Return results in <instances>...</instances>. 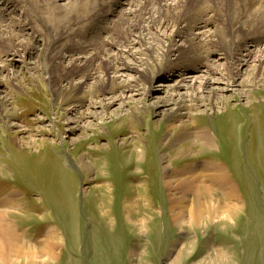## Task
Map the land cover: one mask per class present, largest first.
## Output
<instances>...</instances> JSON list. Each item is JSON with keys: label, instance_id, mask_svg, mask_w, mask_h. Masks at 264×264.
Wrapping results in <instances>:
<instances>
[{"label": "rangeland", "instance_id": "obj_1", "mask_svg": "<svg viewBox=\"0 0 264 264\" xmlns=\"http://www.w3.org/2000/svg\"><path fill=\"white\" fill-rule=\"evenodd\" d=\"M53 1L29 0L19 3H38L37 9L34 11H40L41 17H38L41 21H37L35 15L31 16L33 21L32 32L28 26L26 29H22L20 25L21 21L27 17L26 14L20 15L19 13V11L24 10L18 7L21 5L11 1L14 4L4 3L1 4L0 8L4 14L10 15L11 18L8 21H14V18L20 19L16 22L15 29L14 26L11 27L8 26V23H3L1 19L0 24L7 29H13L17 37L24 43V50H30L24 56H17L16 54L12 59L9 58L10 56H5V59L9 60L8 69H10L11 74L7 76L3 70L4 73L0 75V97L8 98L12 109L15 108V113L4 114L3 101L0 99V181L2 182L0 201H4L5 196L9 193L16 192L18 194L17 199H15L16 204L13 201L12 203L0 202V210L8 212L10 210V213H5V216L8 217L9 221L11 220L15 228L17 227L18 232L24 234V242L27 245L36 242L26 236L25 227L31 233H34L39 227L41 230L46 227L47 231L48 228H53L58 236H63L64 242H59L58 246H55V256L50 258L51 264H264V170H261L264 167L255 161L256 157L257 159L260 157L259 159L264 165V148H261L263 149V157L260 153L262 150L259 149L260 146H264V75L262 77L256 76L254 70L256 64L251 63L246 67L243 79L241 77L242 84H237L233 86L234 88L231 87L225 91L216 92L215 113L208 111V114H203L204 112L199 110L193 111L191 115H180L181 113H179L172 118L166 116L173 106L171 104H154L157 98L166 97L168 92V88L158 85L162 81V77L158 76L161 73H158L150 83L142 84L143 88L148 87L149 90L147 89V91H150L147 93L148 97L145 101L135 91L136 93L133 92L134 99L130 100L126 106H122L119 102L108 103L105 111L97 114L96 118L78 120L76 118L80 112L73 113L71 117L65 116L67 106V108L70 107L69 111H72L71 107L77 102L82 104L81 101L93 97L89 89L95 86V80L99 81L101 76L108 72L109 75L116 76L122 74L121 71H123L120 69L118 74H114L115 68L121 67L117 60L112 61L111 65L113 66L109 69L108 64L110 63H107L106 59L101 61V58H98L97 60L100 62L89 66V69H84L83 72L86 75L79 74L86 76L88 88L78 87L63 96H59L62 99L56 97L54 87L65 84V81L68 83L66 79V74L69 76L70 72L66 70L68 61L63 59L70 56L66 47L70 45L80 48L86 47L90 42L89 40L86 44L75 40L81 39V37L88 39L95 20L100 26L108 27L105 28V33L100 28H94L95 37L91 38V42L96 43V40L103 38L110 39L113 35L116 40L119 39L117 42H122L123 37L126 40L128 36L126 33L127 10L124 11V9L127 5L120 6L117 3L118 0H98L104 6L101 5L103 7L99 9L98 13L93 11L95 20L88 22L91 19L86 18L96 5L93 3L95 0ZM214 1L216 2L214 7L222 6L221 0ZM135 4L136 6L133 7L135 10H138L136 7L143 9V13L136 18L138 22L141 21L139 20L141 18L145 21L147 15H154V10L159 8L157 3H146L144 0H135ZM256 6V2L247 0L246 5L241 8L244 9L245 13H248ZM5 7L7 11L3 10ZM60 7L65 8L66 11L60 13ZM119 9L122 10L121 15L125 19L120 28L118 27V19L121 16L115 15L117 14L115 10ZM27 12L30 14L33 11L27 10ZM101 12L108 13L107 17ZM229 13L231 14V12ZM207 14L206 17L212 15L210 11H207ZM214 14L217 15L218 12L215 11ZM73 17H78L79 20V23L75 24V31L85 26L87 28L82 29V32L79 31V34L75 38L73 37L74 39H69L62 45L49 46V48L54 49L55 53H59L56 51L58 49L62 51V54L59 53L62 61H58V65L60 67L61 64L65 65L63 71L62 69L56 70L54 75L50 76L53 70L49 63L48 68L46 65V42L42 40L44 39L42 35L46 34L47 27L52 29L54 26L57 30L60 27L63 29ZM209 20L211 19L208 18ZM114 22H116L115 26L117 27L112 26L114 31H110L109 25H114ZM37 23H41L43 27L37 28L35 26ZM210 23H218V27H221L218 20ZM207 27L203 28L204 31H208ZM166 32L170 33L172 30H164V33ZM263 32L264 29L260 31V28H257L254 36H259ZM26 33L27 38L24 37ZM108 33L113 35L110 36ZM136 34L137 29L133 35ZM178 40L182 41L183 39ZM106 43L110 45L108 41ZM141 46L143 48L144 45L141 44ZM0 48L6 51L9 47L0 45ZM122 48L123 46L119 50ZM87 49L88 54L92 56L94 52L90 46ZM114 49H110L109 54L115 52ZM152 49L148 48V53H145L144 56L145 59L150 57L148 59L154 64L142 65L144 70L149 66L155 69L154 67L158 63H164L163 67L165 66L164 70L166 71L170 59L167 61L159 56L155 60L152 58L153 56L149 55L152 53ZM212 49L219 51V48L209 43L194 48L195 55L193 57L187 58L188 61L187 59H180L181 61L174 65L180 68L181 73L179 71L174 74L165 73L167 76L173 75L171 80H165L166 83L174 84L189 74L204 75L201 70L207 64L213 63L212 65H214L219 60L220 62L224 61L220 59V56H223L220 55L222 53L219 52L220 54L215 55L211 51ZM23 58L25 59L23 60ZM134 59L135 57L130 55L127 62L130 65H139L140 67V64ZM156 61L159 62L156 63ZM187 63L197 64L198 68L196 66V70L188 71L190 69L183 67L187 66ZM76 64L75 69L82 68L83 64L79 63V60ZM31 66L32 68H30ZM2 68L4 69V67ZM126 71L127 75L113 78V83L106 80L105 89L103 87L101 90L107 97L117 92H128V88L125 90V84L118 83H123L127 77L135 79L137 74L128 72L129 69ZM128 74L132 76L130 77ZM135 81L131 82L136 83ZM137 81V83L142 82ZM112 85L115 86L112 87ZM208 85L211 86L210 83ZM219 85L224 86L225 84L222 81ZM176 90L177 94H183L187 91L184 87H179ZM102 92L99 93L100 96H102ZM83 108L81 107V109ZM203 109L205 106L202 104L201 110ZM227 111L228 113H226ZM229 112L231 113L229 114ZM237 117L238 120H234ZM231 118L234 125L228 124L230 132L226 130L229 132H227L228 137H226L223 134V122H229L227 120L231 121ZM180 120H185L187 123H181ZM15 122L27 129L26 133L19 135L24 136L26 141L22 142L14 137L15 129L12 124ZM75 122L76 124H74ZM181 126H186L187 131L190 128L199 130L207 127L210 132L217 136L215 149L202 152L200 146L191 145L183 156L176 159L172 157L169 162L163 159L162 156L170 152L168 146L171 142L173 144L171 153L176 152L180 147L176 141L181 134ZM230 134L234 136L232 137ZM139 139H141L142 145L147 148L145 162V158L143 162H138L133 158V150L134 147H137L136 142ZM165 144L168 146L166 147ZM254 145H256L257 150L253 151L251 147L253 148ZM197 151L198 154H194ZM204 153L213 154L200 156ZM58 155L63 160H58ZM50 156L54 157L55 160L57 158V160L49 161ZM80 157H83L88 168L80 166ZM205 159H213L223 165L229 171H227L229 179L236 181L238 191L245 199V211L233 227L219 228L213 226L207 228L202 225V229L199 230L195 225L191 226L189 223L179 225L178 221L173 220L171 211L169 212L173 201L177 204L184 198L187 204H192L196 200L197 190L182 186V182L179 180L184 177L183 171L189 167L192 160L194 162ZM47 160L49 164H47ZM53 163H56L58 170L52 171L51 165ZM167 163L171 166L168 170L170 171L169 175L164 173ZM256 166L257 169L254 168ZM68 168L72 172H69ZM176 179L179 180L171 185L165 183ZM208 180L206 181L207 185L211 183ZM106 182L109 185L106 186ZM58 188L64 189H61V197L57 193ZM131 188H135V192L138 190L142 193L145 192L147 201L140 197L138 200L139 208H141L140 213L137 211L136 215L128 218L125 214L124 203L126 194ZM52 190L53 193H51ZM135 192H132V197L137 195ZM184 194L185 197H183ZM213 194L209 199L212 202L225 204L228 201L222 198L220 193ZM56 197L60 199L57 201ZM15 205L19 209L16 208L17 211L11 212ZM175 208L177 206L172 207V210ZM21 218L24 220L18 222ZM17 225L20 227L18 228ZM45 234L43 236L46 239ZM52 240L54 241V239ZM43 241L36 243V245H30L33 249L36 247L34 252L41 259L45 256L41 252V248L46 243ZM213 246L221 247L218 248L228 255L229 262H215L208 259L207 256ZM135 251L138 253L134 254ZM146 251L148 252L146 253ZM180 253H182L181 259L177 263H172L174 257ZM21 258L24 257L21 256Z\"/></svg>", "mask_w": 264, "mask_h": 264}, {"label": "bare ground", "instance_id": "obj_2", "mask_svg": "<svg viewBox=\"0 0 264 264\" xmlns=\"http://www.w3.org/2000/svg\"><path fill=\"white\" fill-rule=\"evenodd\" d=\"M10 1H14L18 5L21 2H25L29 0H10ZM221 1H222L221 7H214V4H216L214 0H144V2L146 3L148 2L157 3L159 8L158 10H154V15L152 14L151 16L147 15L148 17L146 16L145 21L143 18L140 17L141 19L139 20L141 21L138 22L136 18H138L137 16L143 13L142 7L141 8L136 7V9L138 10H135L133 8L134 6H136L135 0H118L117 3H119L120 6L122 5L125 6L124 4L127 5L125 6V9H124V11L127 10V21H126L127 22V32L124 30L128 34L127 37L124 35L126 37V40L123 37L122 42L120 41L117 42L119 40L118 39L119 37L118 38L116 37L118 39L116 40L113 34L112 36L111 34L108 33L110 36H112V37L109 36L110 39L108 38L98 39L96 40V43L87 41L88 45L86 47L83 46L80 48L75 45L67 46L66 50L69 52L70 56H73V57L67 56L68 59L67 57L63 58L64 61L66 59L69 64V65L67 64V68H66V70L70 71L69 76L66 74L67 76L66 79L68 80V83L65 81V84L57 85L56 87H54V93H56V97L57 96L59 97V96L65 95V93L67 92L69 93L73 91L74 89H77L78 87L86 88L88 86V81L86 80V76H80V75H86L83 72L86 70V68L89 69L88 68L89 66L94 65V64L96 65L98 62H100V60H97L98 58H101V61L106 59L107 63H110L108 64L109 69H111V67L113 66L111 65L112 61L117 60L120 63L121 67L119 68L116 67L115 68L116 71L114 72V74H118V72H120V69L123 70L121 71L122 74L120 73L116 76L115 75L111 76L109 75V72L106 74L104 73L105 75L103 74L104 76H101L99 81H96V80L94 81L96 84L93 82L95 86L89 89V91L92 92L93 97H91V99L86 100V101L85 100L81 102L79 101L82 104H79L77 102V104L72 106L73 108L71 107L72 111H69L70 107L67 108L68 107L67 106L65 108L66 110L65 116L69 115L71 117L73 113L77 114L80 112L78 114V118H76L78 120L80 119L86 120V119H90L93 117L96 118L97 114L105 111L104 109H106L108 103L113 104L115 102H119V104H121L122 106H126L130 100L134 99L133 96H134V93L136 92L138 93L140 98L143 101H145L146 98L148 97L147 93L148 92L150 93V91H147L148 87L143 88L142 84L150 83L158 73H161L160 75L158 74V76L162 77V81L159 82L158 85L168 88V92H167L166 97L157 98L156 101H154V104H164V105L171 104L173 107L169 110L170 113L168 112L166 116L172 118L179 113H181L180 115L182 114L191 115L193 114V111H199V110L201 112H204L203 114H208V111H211V113H215V108L217 106V103L214 102L216 92L225 91L231 87L234 88L233 86L237 84H242V79L245 73L244 70L249 64L251 63L256 64V66L254 67L256 76L262 77L264 75V32L260 34L259 36H254L257 28H260V31L264 29V0H253V2H256L257 6L255 9H253L252 11L248 13H245L244 9L241 8L242 6L246 5L247 0H221ZM19 5L21 6H18V7H21L22 9H24V11L26 10L34 11L37 9L36 5H38V3L37 4L36 3H30V4L22 3ZM99 5L101 6L103 4H101L100 1L98 2V4L96 3V5L93 7V10L89 13L86 19L90 18L92 20H95L94 12L98 13V11H100ZM59 9H60L59 10L60 13L66 11L65 8L63 7H60ZM121 11L122 10L120 9L115 10V13H117L115 15L119 17L121 16L119 19L116 17L118 19V27H120L121 24L123 25V21L125 20L121 15L122 14ZM207 11H210V13L213 15H215L214 14L215 11L218 12L217 15H219L220 17H218L217 20H220V19L222 20L221 27H218L219 26L217 25L218 23L217 24L210 23V22H216V20L214 19H211L208 21V17H206L208 16ZM203 12H206V13L203 15ZM229 12H231V14ZM34 17L37 19V21H41L37 15H35ZM10 18L11 17L9 16L8 20H10ZM18 21L19 20L17 18H14V21L8 22V26H11V27L14 26V29H15L16 22ZM78 21H79L78 17H73L67 26H65L63 29H61L60 27L61 30L60 29L57 30L54 26L52 27V29L47 27L46 34L42 35L46 42V47H45L46 48L45 56L47 59L46 65L48 68V63H49L50 64L49 66H51V69L53 70L50 73V76L54 75L56 70L62 69L63 71L65 65L61 64V67L58 65L59 64L58 61L60 60L62 61V58L60 56V54H62V51L58 49L56 51H58L60 54L55 53L54 49L49 48V46L54 47V46L62 45L66 41H69V39H73L75 35H78L79 31L82 32L83 30L81 28L75 31L76 29L75 24L79 23ZM115 24L116 22H114V25H109L110 31L111 30L114 31L113 30L114 28L112 29V26L117 27L115 26ZM140 24H142V26H140ZM88 25L90 26V23H88ZM206 26H208L207 27L208 31H204L203 29ZM94 28H100L102 32L105 30V27L100 26L96 20H95V23L92 25L91 30L92 31L95 30ZM128 28L130 29L128 30ZM159 28L164 29V30H170V31L172 30V32L164 33V30H160ZM136 29H137V34L133 35ZM186 29L188 30L185 31ZM52 32H54V35H52ZM3 33H5V35H3ZM178 39H183V40L182 41L180 40L181 41L180 42ZM246 39L248 41H246ZM107 41L110 45L106 43ZM140 43L144 45L143 48ZM204 43H209L210 45H213L214 47L219 48L218 52L215 49H212L211 51L215 55L220 54L219 52H221L222 54L220 55H223V56H220V59L224 61L220 62L219 60L214 65H212L213 63L209 65L207 64L205 68L201 70L203 71L204 75L194 76L193 74H189L181 78V80L176 81L174 84H170V83L167 84L165 80L167 79L171 80V76L173 75L170 74L168 75L169 76L168 77L165 73L166 72L168 73L171 72L173 74L177 73L180 68L174 65L178 63L179 61H181L180 59H187V58L193 57L195 55V51H193V49L200 47ZM0 45L2 46L6 45L7 47H9L8 50L6 51H3L0 48V61H2V64H0V75L4 73L5 71L6 75L8 76V74H11V71L10 69H8L9 60L5 59L6 58L5 56H10L9 58L12 59L14 58V56H16V54L17 56H22V53H24L25 55L29 53L30 50L29 51L24 50L23 48L24 43L22 42L21 39L17 37L13 29H7L4 25H1V24H0ZM88 46H90V49L92 50V52H94L92 56L88 54V51H87ZM122 46L123 48L119 50V48ZM101 47H102V50H100ZM163 47H165L166 49L165 48L163 49ZM113 48H115L114 49L115 52H111V54H109L111 51L110 49L113 50ZM148 48L149 49L153 48L152 53H150L149 55L153 56L152 58H154L155 60L156 58H159V56H161L162 59L164 60L170 59L169 67L166 68V71L164 70L165 66L163 67L164 63H158L156 66L157 68L154 67L155 69H153L152 66H149V67L147 66L148 68L144 70L145 68H143L144 66L142 65H145L146 63L152 64L153 62V61L151 62L148 59L150 57H147L145 59L144 54L148 53ZM11 49H14V50H11ZM141 49L142 51H140ZM3 52L5 53L2 54ZM116 52L118 53L116 54ZM94 55L96 56L94 57ZM130 55L135 57L134 60L135 62L140 64V67L139 65L138 66L130 65V63L127 62V58ZM77 60H79V63L83 64L82 68H79L78 70L75 69L77 65L76 64ZM157 62L159 61H156V63ZM186 65L187 66H183V67H186L185 69L187 68L190 69L188 71L196 70V66L198 68L197 64L187 63ZM2 67H4V69ZM183 67L181 66V68ZM30 68H32V66ZM126 69H129L128 72L136 73L137 74V75L135 74L136 78L134 79L133 77H131L132 76L131 74H128L130 75L131 78L127 77V79L123 80L124 81L123 83H118V84H125V90H127L128 88L127 91L130 94H127L128 92L126 93L117 92L114 95L107 97V95L104 92H102L103 90H101L105 86L104 83L106 84L107 81H110L111 83H113V78H118L120 76L123 77V75H127ZM189 73H192V72H189ZM137 80L142 81V82L137 83L138 82ZM131 81H135L136 83H132ZM222 81L225 84L224 86L219 85V83L220 82L222 83ZM208 83L211 84L210 87ZM114 86L115 85H112V87ZM179 87H184L186 88L187 91L184 92L183 94H177L176 89ZM100 92H102V96L99 95ZM111 93H112V90H111ZM206 93L208 94L206 95ZM59 98L62 99V97H59ZM0 99H2L3 101V107L5 111L4 114L7 115V114L15 113V110H14L15 108L12 109L8 98H6L5 96H1ZM202 104L203 106H205V109L203 110H201ZM81 107H84V108L81 109ZM226 113H228V111ZM230 113L231 112H229V114ZM234 120L237 121L238 117ZM227 121L229 122H226V123L223 122V125H224L223 134L226 137H228L227 134L230 132V130L228 129V124L234 125L232 118H231L232 122L230 120H227ZM180 122L185 123L186 121L180 120ZM74 124H76V122ZM12 125L15 129L13 132V135L16 138V140H19L22 142L26 141L25 140L26 138L24 136H19V135L21 134L23 135L24 133H26L27 129L18 125L16 122L13 123ZM180 130H181V134L177 137V141H176L178 142L177 145L179 144L180 147L178 148L176 152L171 153L172 146H173L172 142L169 146L168 144H165L166 147L168 146L170 149L169 154L165 153L162 156V158L165 159L166 161L169 162V160H171L172 157L176 159L177 157L183 156L184 153L187 151V148L191 145H197L198 147L200 146V149H202L201 150L202 152L215 149L216 144H217V140H216L217 136L215 135V133L210 132V130L207 127L206 129L200 128L199 130H195V129L193 130V128L192 129L190 128L187 131L186 126H181ZM226 130H229V132L227 131L228 132L227 133ZM233 136L234 135H232V137ZM35 142H38V141H35ZM136 144H137V147H134V150H133V158L136 159L138 162H143V159L145 158L144 159V162H145L146 161L145 155L147 154V148H145L142 145L141 139H139L136 142ZM255 147L256 145H254L253 148L251 147V149L254 151L256 149ZM261 148H264V146L262 145L259 148L260 150H262L260 153L263 157V149ZM194 154H198V151L197 153H194ZM206 154H213V153H204V154H201L200 156L206 155ZM53 158L50 156L48 160L49 161L57 160V158L56 160ZM259 158L257 159L256 157L255 161L264 167L263 162H261V159ZM48 160H47V164H49ZM58 160L61 161L63 159L61 157L59 158V155H58ZM201 161L198 160V161L193 162L192 160L189 163V167L183 171L184 177L182 176L183 178L181 180L176 179L172 182L170 181L165 182L166 185H171L173 182H176L179 180L182 182V186H186L188 187V189L194 188L197 190V198L196 200L193 201L192 204H187L184 198H182L180 202H177V204L176 202L173 201V205L170 206V210H169V212L171 211L170 214L173 217V220L175 222L178 221L179 225H182L184 223H189L191 224V226L195 225V227L198 228L199 230L202 229L201 227L202 225H204L207 228L213 227V226H218L219 228L235 226L238 219L244 213L245 207H246L245 199L243 195H240L241 193H239L238 191V187H237L238 185L235 184L236 181L233 179H231L232 180L231 181L229 179V173L227 172L226 168L220 163H218L216 160L205 159L203 160L205 163ZM16 163H19V162H16ZM79 163H80V166H82L83 168H88L83 157H80ZM191 163L193 164L191 165ZM194 167L196 168L194 169ZM170 168L171 166L167 163L165 165L164 173H167V175H169L170 171L168 170H170ZM254 168L257 169V166ZM51 169L52 171L58 170L56 168V163H53L51 165ZM261 170H264V168H262ZM68 171L72 172L70 168H68ZM208 179H211V180L209 181ZM207 180L209 181V183L211 182L209 185L206 184ZM105 184L106 186L109 185V183L107 182ZM95 187H98V186H95ZM61 189L64 190L63 188ZM61 189L58 188L57 190V193L59 194V196L62 192ZM133 191L134 192L136 191L135 188L134 189L131 188L128 191V193L126 194L127 196L125 198V203H124L125 214H126V217L128 218L132 217L133 215H136L137 211L140 213L141 208H139L140 205H138V200L140 199V197L141 199H145L147 201L146 199L147 196L145 197V192L142 193V191L138 190L137 192H135V194L137 193V195H134V197H132L131 194ZM53 192L54 191L52 190L51 193ZM213 193H218V194L220 193L221 197L224 199H227L228 201L225 202V204H220L217 200L216 201L218 203L210 201L209 199L211 198L212 195H214ZM17 197H18L17 193H12L6 196L4 201H0V202L12 203L13 201V203L16 204L15 199H17ZM183 197H185V194ZM204 198L205 200L203 201ZM59 199H60L59 197H56L57 201ZM229 200H233V201H229ZM176 206L177 208L172 210V207H176ZM15 211L17 210L13 209V211L11 212H15ZM6 212L7 211L5 210H0V264H51L52 262L50 261V258L55 256V253H54L55 246H58L59 242H64V237L58 236L53 228H48V231L46 230L45 232L46 239L44 238V241L41 240L44 243L46 242L45 246L41 248L42 254L45 255L43 259H41L39 258L38 254L34 252L36 247L33 249V247L31 248L30 245H27L24 242V238H23L24 234L18 232L17 227L15 228L13 224L11 223V220L9 221V219L6 218L5 216ZM144 223L145 222L143 220V224ZM53 236L54 238H52ZM52 239H54V241ZM218 247L219 246H216V247L213 246V248H211V251H209L207 258L215 262H218V261L219 262H229L228 255L222 249H219L221 247L219 248ZM148 251H146V253ZM137 253L136 251L134 252V254H137ZM181 255L182 253L175 256L174 259L172 260V263H177L181 259ZM21 256H23L26 259L21 258Z\"/></svg>", "mask_w": 264, "mask_h": 264}, {"label": "crops", "instance_id": "obj_3", "mask_svg": "<svg viewBox=\"0 0 264 264\" xmlns=\"http://www.w3.org/2000/svg\"><path fill=\"white\" fill-rule=\"evenodd\" d=\"M229 172V171H228ZM1 181H0V185H1ZM14 192V191H13ZM12 193V192H11ZM16 193V192H15ZM10 194V193H9ZM8 194V195H9ZM22 194V193H21ZM8 195H6V196H8ZM5 196V197H6ZM5 199V198H4ZM19 209L18 208V206H14L13 207V209L15 210V209ZM19 211V210H18ZM6 213H10V210H9V212L7 211ZM17 215H18V213H17ZM10 216V215H9ZM20 216V215H19ZM6 218H8V217H6ZM24 219L23 218H21L20 220H18V222H21V221H23ZM14 221H16V220H14ZM22 224H24V223H22ZM18 226V225H17ZM20 226H18V228H19ZM26 228V232H25V234H26V236H28L29 237V239L30 240H35L36 242H34V243H28L29 245H36V243H38V242H40L43 238H44V236H43V234L46 232V227H44L43 228V230H41V228L39 227V228H37V230H35V232L34 233H31L30 231H27L28 230V228L27 227H25ZM18 230V229H17ZM25 237V236H24ZM23 237V238H24Z\"/></svg>", "mask_w": 264, "mask_h": 264}, {"label": "built area", "instance_id": "obj_4", "mask_svg": "<svg viewBox=\"0 0 264 264\" xmlns=\"http://www.w3.org/2000/svg\"><path fill=\"white\" fill-rule=\"evenodd\" d=\"M210 16L213 17V18H210ZM218 17H220V16H219V15L215 16V15L212 14V15H209L208 18H209V19L217 20ZM218 21L220 22V25L222 26V20L220 19V20H218ZM119 28H120V27H119ZM93 37H95V33L92 31L91 34H90V36H89V41H90V42H91V38H93ZM80 40H81V41H80ZM84 40H86V41H84ZM87 41H88V39L83 38V37H82L81 39H78V42H85V43H86Z\"/></svg>", "mask_w": 264, "mask_h": 264}]
</instances>
